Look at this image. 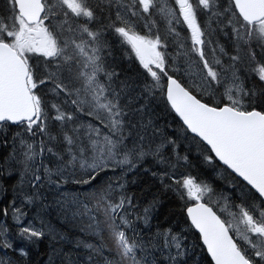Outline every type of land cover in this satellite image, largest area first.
Here are the masks:
<instances>
[{"label":"snow or ice","instance_id":"obj_1","mask_svg":"<svg viewBox=\"0 0 264 264\" xmlns=\"http://www.w3.org/2000/svg\"><path fill=\"white\" fill-rule=\"evenodd\" d=\"M0 264H264V0H0Z\"/></svg>","mask_w":264,"mask_h":264},{"label":"trees","instance_id":"obj_2","mask_svg":"<svg viewBox=\"0 0 264 264\" xmlns=\"http://www.w3.org/2000/svg\"><path fill=\"white\" fill-rule=\"evenodd\" d=\"M55 212H53V218L55 219ZM57 223V227H60L61 226V223L59 221H56ZM65 227H67L68 229H72V225H65Z\"/></svg>","mask_w":264,"mask_h":264}]
</instances>
